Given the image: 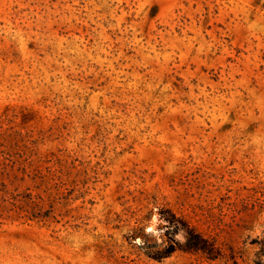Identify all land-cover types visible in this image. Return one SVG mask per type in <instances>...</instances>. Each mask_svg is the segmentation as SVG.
I'll list each match as a JSON object with an SVG mask.
<instances>
[{"label": "rangeland", "instance_id": "374dc122", "mask_svg": "<svg viewBox=\"0 0 264 264\" xmlns=\"http://www.w3.org/2000/svg\"><path fill=\"white\" fill-rule=\"evenodd\" d=\"M0 264H264V0H0Z\"/></svg>", "mask_w": 264, "mask_h": 264}, {"label": "trees", "instance_id": "16d2710c", "mask_svg": "<svg viewBox=\"0 0 264 264\" xmlns=\"http://www.w3.org/2000/svg\"><path fill=\"white\" fill-rule=\"evenodd\" d=\"M194 248H198V246H193V249H194ZM189 249H190V248H189Z\"/></svg>", "mask_w": 264, "mask_h": 264}]
</instances>
